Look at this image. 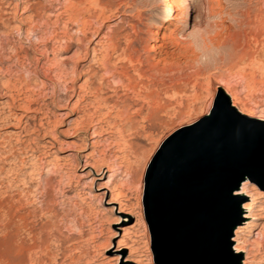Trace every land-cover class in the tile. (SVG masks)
Masks as SVG:
<instances>
[{
    "label": "rangeland",
    "instance_id": "obj_1",
    "mask_svg": "<svg viewBox=\"0 0 264 264\" xmlns=\"http://www.w3.org/2000/svg\"><path fill=\"white\" fill-rule=\"evenodd\" d=\"M67 9L79 21L95 22L90 15L103 12L105 27L120 25L112 39L132 56V64L114 54L105 67L97 60L105 43L100 37L107 35L103 30L92 44L90 36L82 42L81 49L89 47L88 57L75 66L71 58L81 26L67 24ZM183 10L181 23L177 18ZM156 31L162 34V48L148 57ZM96 41L101 47L91 59ZM165 49L173 72L153 84L147 80L151 72L139 78L136 60L151 61ZM217 82L242 107L264 114V0H0V264H121L128 255L115 252L121 239L142 255V264H156L145 222L149 175L161 146L212 112ZM79 86L86 90L78 94ZM14 88L20 91L19 102L28 95L30 112L11 104ZM150 91L157 95L147 103ZM240 121L264 129L250 118ZM58 142L68 144L59 148ZM54 153L63 161L45 177L42 171ZM88 154V163L100 169H83ZM112 170L118 174L111 193L122 195L133 212L127 219L106 204L111 193L102 197L96 190ZM258 198L264 214V198ZM246 201L234 200L239 209ZM122 226L129 227L124 238L117 230ZM256 240L262 245L249 249L252 264H264V239ZM232 248L231 243L230 261L241 264L243 255Z\"/></svg>",
    "mask_w": 264,
    "mask_h": 264
},
{
    "label": "water",
    "instance_id": "obj_2",
    "mask_svg": "<svg viewBox=\"0 0 264 264\" xmlns=\"http://www.w3.org/2000/svg\"><path fill=\"white\" fill-rule=\"evenodd\" d=\"M242 118L218 91L209 116L158 151L144 195L156 264H238L229 259L240 222L232 193L245 180L264 188V129Z\"/></svg>",
    "mask_w": 264,
    "mask_h": 264
},
{
    "label": "bare ground",
    "instance_id": "obj_3",
    "mask_svg": "<svg viewBox=\"0 0 264 264\" xmlns=\"http://www.w3.org/2000/svg\"><path fill=\"white\" fill-rule=\"evenodd\" d=\"M74 4L73 5L71 4L72 5L71 7H75L76 4L75 5ZM72 9H67V10L63 11V14H64V16L67 17V24L68 25H71L72 26L74 24H77V26H79V25L81 26V31L79 30L80 32H78V34L81 33V34H79L80 35V38H75L74 39L75 40L74 42L77 45V49L73 52V55H72V58H71V61L75 64V66H78L80 64V62H83V60H85L88 57V49L87 48H89V47H87L85 49H81L82 42L84 40H87L88 36H90L89 44H92V42H94L98 38V36L100 35V33L103 32V30L106 32L107 35L106 36L104 35L103 37H100V38H101V40H103L102 42H105V43H104V45H102V47L99 46V45H101V43L99 44L98 41H96L94 43V47H92L90 49V51H91V59H96V55H95L96 54V49H95V47H98L99 46V47L102 48V52L100 54L98 53L100 56H99V58H97V60L99 62H101V64L104 65V67H105V64L110 61V57H112L111 55H113V54L116 55V58H118V59H120V58H126V61H128V63L132 64V56H126L125 55V52L123 50H118L117 49V43H114L113 42V39H112L113 38V35H114V30H120L121 29L120 25H116L114 27H108V26L105 27L103 24H104V22H106L107 17L105 16V14L103 12H99L97 15H95V14H91L90 15L91 18L95 17L94 18L95 19V22H90L91 21L90 19H88L89 21L88 20L87 21H79V19H77V17H76V14L73 13V10ZM185 16H186V11L183 10L182 13H181V15L177 18V21L182 23L183 22L182 19H184ZM31 18L32 17L28 18V23H32L33 22ZM99 20H101L102 22L99 21ZM97 21L101 22V24L98 25L97 24ZM138 24H140V23L138 22ZM97 25H98V27H97ZM66 30H68V28ZM64 34H65L64 35L65 38L69 36L66 31H65ZM161 39H162V34L160 32H158V31H156L154 37L151 39L152 44L150 45L149 49L147 50V56L148 57L150 55L155 54L156 50H159V49L162 48V46L160 44V40ZM169 39H170V43L172 45H174V47H178L180 45V43L176 39V37L170 36ZM68 40H70V39H68ZM54 42H56V40ZM169 54H170L169 51L165 49L164 51H162V53H159V55H158V57L156 59L151 58L150 59L151 61H149V60L144 61V60H136L135 59L137 61L136 62L137 63V70L135 71L136 74H137V76L139 78H143V77L146 76V73L147 72H151L152 79H147V80H148V82L150 84H153L156 81V79L159 78V77H161L163 74H165L167 72H168V74H169V72H173L172 71L173 70L172 68H174L173 66L175 64H173V62L170 63L167 60L169 58ZM239 58H241V57H239ZM239 60H241V59H239ZM94 61H96V60H94ZM66 64L67 63H64L63 65H66ZM159 66H161V68ZM102 68H103V66H102ZM143 68H146V70H143ZM105 70H106V68H105ZM44 76L47 77L46 74H44ZM217 84H218V82H217ZM117 87H119V86H117ZM3 89H5V88H3ZM79 90L80 91H79L78 94H80L81 92H84L86 90L85 89V86H79ZM146 90H149V89L147 88ZM218 91L223 92L224 95L231 100V102H232L231 107L238 114H240L243 117L246 116L247 118H250V119H252L254 121L264 123V114L263 113L257 112L255 110H251V108L249 110L247 108L242 107L241 106V103H240V100L237 97L233 96L232 93L228 90V88L223 83H219L217 85V93H218ZM19 92L20 91H18V90H16L14 88V90H11V94L8 95V98H9V100H10V102H11V104L13 106L15 105L16 108H18L19 110H21L24 113H27L30 110V106H29L30 104H29V102L28 103L26 102L27 99L29 101L28 95L26 97L24 95V98L22 97L23 100L21 99L22 102H19V99H20ZM88 93H90V92H88ZM71 94L72 95H75L74 89L71 90ZM78 94H76V95L79 96ZM156 95H157L156 94V91H150L148 94H146L145 100L148 103V101L152 100ZM85 96L86 95L84 94V95L81 96V98L82 97H85ZM140 98H142V97H140ZM82 100L83 99H80V101H82ZM59 102H60V100L57 99L56 100V103H59ZM142 102L144 103V100H142ZM38 112H39V110H38ZM80 120H82V119H80ZM56 125H59V124H58V122L55 121L54 125H52V126L55 127ZM76 125H78V124H76ZM39 127H41V126L39 125ZM95 128L96 127H94V129H93V131L91 133L93 135H91L92 137L90 138L91 139L90 147H92L94 145V143H95V140L93 139L94 136H96V131H95L96 129ZM189 128L190 127L183 128V129L178 130L177 132H178V134H181V133H184V132L188 131ZM49 139H52V138L50 137ZM56 144H57V142H56ZM67 144L68 143H59L58 142L59 148H61L62 146H67ZM57 150H62V149H58L57 148ZM83 157L86 159V161L84 163L83 169H85V168L86 169H89V168L93 169L94 167L99 166V165H96L95 166L94 164L92 165V164L88 163L87 160H89V154L88 155H83ZM61 160H62V156L61 155H58L57 153H54L52 155V159H51V161L49 163V166H47V167H45L43 169L42 174L45 177H49L50 175H52L54 173L55 169L60 165L59 162ZM96 168L100 169V166L99 167H96ZM117 174H118V172L117 171H113V170L109 173V175L107 177V179H108L107 182L105 184H103L102 186H99L96 189L97 192H99V194H98L99 196H102L103 197V196L106 195V193H109V194L111 193L112 188L114 186L113 179L116 178ZM110 197H111L110 200L106 204L117 207V208H115L116 209L115 214L123 217L124 219H127L128 217L133 216L132 215L133 212L131 211V208H129V206H127V205H125V204L122 203V195H120L119 193L118 194L117 193H114V194L111 193V196ZM232 197L234 199H246L247 200L246 202H244V203L241 204V207L239 209V212H240V217L239 218L241 220H243V221L246 220L247 222H241V223H239L237 226H235L233 228L232 235H231V239H230L231 243L233 244L232 251H233V253L236 256L243 255V261L241 262V264H252L253 261L251 260V256H250L251 254L249 253L250 252L249 249H251V247L261 246L262 245V241L259 242L258 240H256L258 237H262L264 239V233L262 232V230L264 229V224L260 228V226H261L260 220H264V214L261 212V209H260L261 206L258 205V203H257L258 202L257 201V198L258 197H263L264 198V192H257L253 188V186L251 185V183L249 181L245 180V181L241 182L240 185L238 186V188L232 193ZM258 221H259V223H258ZM244 223H245V226H243ZM245 229H247V230H245ZM117 230L122 233L121 234V238H124V236L126 234H129L128 233L129 227L126 228V227H123L122 226V227H118ZM244 232L246 233V236L245 237H247L248 239H245V237L243 235ZM114 236L115 237H118L120 235L119 234H115ZM251 238H254V239L252 241H250ZM124 251H127L128 252V255L123 259V261L121 262V264L122 263L123 264H142V258H141L142 255H139L137 253L138 251H136V248L134 249L132 246L128 245L124 240L121 239V240H119L117 242V249L115 250V252H118V255H119L121 252H124ZM118 255H117V257H115L114 259H112L113 262H115V263L118 262ZM143 264H148V263H143Z\"/></svg>",
    "mask_w": 264,
    "mask_h": 264
}]
</instances>
